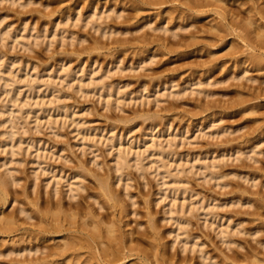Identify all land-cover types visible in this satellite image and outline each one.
<instances>
[{"label":"rangeland","instance_id":"374dc122","mask_svg":"<svg viewBox=\"0 0 264 264\" xmlns=\"http://www.w3.org/2000/svg\"><path fill=\"white\" fill-rule=\"evenodd\" d=\"M98 1L93 0L92 2L96 5L100 4L98 7H101V11L106 10L104 6L108 7V5L111 4L112 7L117 4V8H121V10L124 9L122 12L123 15L121 16L122 18L120 19H118V17H107V19L103 18V20L99 18L97 25L99 28V25L102 24L100 27L102 31L93 27L92 24H88V17H91V10L89 8L90 0H17L16 2L13 0H0V54H2L0 56V60L3 61L6 59L3 61L6 63V65H4L5 70H8L11 75L13 73V77L15 79H20L19 81H21V78L23 80L25 78L24 82H20L23 85L21 86V90L23 92L22 96L20 95V98L23 100H21L22 103L25 100L27 105L23 106L24 111L22 110L21 112H18V110H16L14 113V118L17 120L16 122L18 125L22 128L20 129L19 134L24 138L28 136L29 138H25L27 140H25L21 145L19 154H17V157L14 156L15 158H18V160L21 159V161L14 160L10 164L16 168L15 172L21 177V183L16 187L18 189V193L20 194V198H25V195L22 193V187L24 184L28 185L32 180L31 177H33V174L31 173H33L34 169H37V171L42 174L40 175L41 178L39 177L38 179V183L42 186L47 182V180H45L47 175H45L44 170L42 171L43 168L41 169L39 164L36 165L35 162L32 161V159L36 157L38 153H42L41 155L44 154L41 156L42 159H46L47 161H45L52 165H50L51 168L55 167L53 169L59 175L62 173L71 175L74 173V171L76 172L80 169L79 165L81 164H84V166L91 172H100L101 176H107L109 174L113 175L112 172L115 171L114 167L117 166L115 162V157L117 154L115 153H117L116 146H119L118 144H120V137L123 138L121 142L127 146L134 147V151L139 150L140 148V150L143 151V149H145V141L150 140L152 135H148V133L153 131L152 133L159 135L156 138L157 142L159 144L162 142L163 145L166 144V149L169 151L171 149V151L174 152V156H172L173 164L171 163L172 166H170V168L175 174L170 176L167 175L166 178L164 177L165 174L163 173L165 172L163 170L165 169L160 167V162L161 159H165L166 157L163 155L161 157L159 154L157 155V152L155 151L153 156L151 155L145 160V163H147V166L150 167V169L147 168V170H145L146 173H144L143 176L141 173H139L141 171L136 168V164H133L136 162L135 156L131 155V162L133 165L126 169V173H132L131 175L129 174L132 180L128 181L130 182V187H128L126 192L130 193V195L134 197V201L136 203L132 205V207L130 205H128V207L130 206V209L135 210L137 214L131 213L129 216H126V219L124 218V230L133 231L134 234L131 235V237H139L140 234H138V232L140 230H144L147 227L146 229L149 231H146L148 233L146 235L148 236H142L145 241L144 243L149 241L150 245L157 240L156 236H158L166 245L165 248L168 249L170 247L168 250L171 252L172 250L177 252V249L179 248L180 250L181 248L180 252L182 255L183 253L184 255H187V253L191 255L194 251L188 252L186 250L187 252H182V246L184 245L182 239H180L182 236L178 237V241L174 243V236L176 235V232H179V230H176L172 233L170 232L176 228L177 224H174L173 221L165 219L166 216H169V214L167 215L166 213V210L169 209V205H166V203H168L170 199L166 198V200H162L163 198H161L162 195L164 197L166 196V193H171V188L176 186V183L173 179L182 177L181 179L184 181L186 180L184 184L189 187L191 191H195L196 193L194 194L193 198L189 200V202L193 200L192 202L195 201L193 206H200L201 208L199 210L195 207L196 209L192 212V214L188 211L189 213L186 214V217L189 218L190 221L193 219V222L191 221L192 223H190L191 226L189 225L192 230L189 228V231H192L194 235H200L201 240L199 239V241L204 242V249L211 251L210 253L214 255L219 254L218 256H220L223 255V251L233 254V249H236V252L240 250L239 253L241 254L242 252L246 253L254 246L259 256L261 255V257L264 258V246L262 243H259L264 242V223L261 224V231L256 235L252 236L249 234L250 231L248 233L234 235L236 240L238 239L239 241L237 240V243L232 244V247H227L220 241V237L215 231L217 224L214 227L213 225H210L213 222L212 214L210 213L206 215V211L202 208V201H204V203L208 205L209 208L207 207V209L210 210V212L219 214L221 213L220 215L223 216L224 219L221 221H224V226L229 224L228 218L231 216L233 225H236V223L238 224L239 221H243V225L245 227H255L259 222L257 224L251 223V220L254 218V216L253 214L248 213L249 211L251 213L255 211L254 206L228 205L214 208V204L219 202L228 203L230 199H232V196H234L233 198L236 196L237 199L239 196L235 195L233 192L231 193L233 188L235 190L241 188L242 190L246 189L250 192H256L255 194L250 195L249 193L243 196H251V200L256 198V200L252 201V203H256L257 198H261L262 196L264 198V187H262L260 183L261 179H264L263 176H260V173L263 174L264 172V154H261V152L259 154H254L255 159L257 158V160L252 159L249 155L253 154L252 152H249L251 151L252 146H254L253 143L256 141V139L259 137H264L263 131L258 135H256L257 133L254 132L255 129H257L255 128L256 126L258 127V125L264 124L262 123L264 121V96L255 99L254 101L249 100V105H247L246 101V103H241V101H239L241 96L245 99L248 98V91H250V88L253 89V86H257L259 84V80L253 82L247 80L244 77H232L235 74H239L241 69L238 66L232 65V61L230 60H228L225 65H221V67L216 65L217 67H214L213 69L210 68L208 71H205L206 73L203 69L199 70L203 64H209V61L212 59L215 60V57L217 56L220 57V60L218 59L219 57H217L219 62L225 61V59L227 60L228 58L225 56V54L230 51L231 47L230 45H227L226 41L222 40H214V43L211 45H206V42L210 39L204 37V32L208 30L207 28L214 24L217 19H219V21L221 20L217 14L212 13L214 7H205L203 10L207 11V13L203 14L202 16L198 15L199 18H197V16L191 18L189 21L193 23L194 26H190L188 29H185V31L184 29L178 30L179 33L181 32L180 34L183 33L185 35H188L191 30H193V32L196 33L194 36L196 37L197 35L196 44L193 43L190 45L189 42L193 37H188L189 39L182 41L185 44L173 45L172 40L170 39L173 37L170 36V33H164L160 30L156 31L155 29H152V26L156 27L167 23H163L161 20L162 15L159 16L154 12L165 8L184 9L186 8L185 3L187 1L189 2V0H171L162 5L146 6V8L149 10L143 9L140 13L136 10L137 6L132 4V2H128L127 0ZM20 2L26 4L22 5ZM232 4L235 6L238 5L237 2L233 1ZM78 11H80V16L82 18L81 20H77L79 16L77 14ZM48 13H52L51 16H49ZM107 13L104 15L106 16ZM124 14L125 18L129 20L124 19ZM163 14L164 18L166 17L168 20L169 12L165 11ZM208 14H210V16ZM69 15L70 18L67 19L66 16ZM112 15L114 16V13H112L111 16ZM145 16H147L148 20H151L152 26L146 23L148 20ZM214 17H216V19H214ZM3 18L5 19L2 20ZM113 18H116V22ZM23 19L27 20V24H25L26 22ZM61 19L64 21L60 25V28H58L56 31L55 26L50 27V25H52L50 22L53 23L55 20L59 21ZM211 20L215 22H212ZM176 21L177 23L179 22L178 24L182 22L180 18ZM24 24L26 26L28 25L29 27H25ZM107 24L118 26L121 30H123V28H128L129 31L124 33L118 32L112 33L110 35H102V27L106 26ZM171 24L173 25V23H169V26ZM43 25H48L50 32L44 31L42 33L41 31L43 30ZM196 25L197 27H195ZM33 26L34 28L35 26L37 27L34 29ZM40 28L42 30H40ZM202 29L204 31H202ZM7 30H12V33L15 31L13 35L17 39L12 35H8L7 39L3 40L1 36ZM201 31L204 33V35L201 33ZM18 33L20 38L18 37ZM38 35L41 36L38 37ZM178 37L180 38L179 35ZM234 37L235 36L230 35L227 36L226 39L233 41ZM179 38L174 37L173 41H178ZM153 40H155L157 44L154 42L152 43ZM95 41H97V44L101 46V48H93L96 43ZM149 41L153 45H148ZM211 41L213 40L211 39ZM26 42L29 43V45H27ZM144 42L147 43L144 45ZM168 42L170 44L172 43L171 47L175 48L170 53L168 50L170 48H166L165 46L170 45L167 44ZM142 47H144V50ZM146 47L151 50L149 51L148 49H145ZM243 49L246 48L244 47ZM151 54L154 55V57L150 58ZM147 55L150 56L147 57ZM143 58H146L147 60L149 58L150 59L148 61H142ZM197 65L200 67H197ZM192 66L194 69L199 71H193L194 69ZM14 75H16V77ZM248 75H254L260 79L261 77L264 78V71L256 72L251 68V70L248 72ZM209 76L210 81H218L215 84H198L200 80H206ZM82 79L83 81H81ZM18 82L15 83V86L16 84L17 86L20 84ZM25 82H29L30 85L35 86L33 88L35 92L33 90L31 91L30 86H25ZM194 83L196 85H194ZM143 85H146V89ZM79 87L84 88L85 90L81 91L82 89ZM200 87L203 88V90H207V92L210 90L211 95L209 94L208 96L204 93H198V89ZM257 90L252 91L258 92ZM182 91L183 94L181 95ZM110 92L112 93V98L110 97L111 100L110 98L108 99ZM177 93L179 94L177 95ZM9 98L5 94H0L1 109L3 103L5 104V101L7 103ZM28 103L30 104L28 105ZM40 105L49 106L51 110L49 109L48 112L46 111L48 115L45 112V114L42 113L43 110L41 112V109L39 110L36 108ZM215 105H218V107L216 108ZM31 106L34 107L32 108ZM214 107L216 110H214ZM5 108L7 109V106H3V109ZM252 108L253 111L251 112ZM30 109H38L37 111H40L39 115L42 119L40 122L36 119V114L34 112L29 114L28 111ZM21 113L22 115H25V117L21 120L24 121L25 119L24 124H21L20 119H17V114L19 116ZM51 113L53 114L51 121L52 119L54 120L52 122H47V119L50 116L49 114ZM145 115L148 118L147 120L145 119ZM7 116L8 112H6L5 115L0 114V140L4 138L2 133L7 128V126L8 129H12V124H10L11 121H6ZM161 116L167 122L162 121L163 119H160L162 118ZM154 117L156 120H154ZM157 118H159L158 121ZM213 119L215 121L214 123H211ZM3 120L5 121L3 122ZM152 120L153 122L157 123H159L160 120L161 121L160 124H158L159 126L157 125L158 127H155L156 129L148 131L151 129L150 126L152 124ZM163 123H165L166 126ZM171 123L172 127H170ZM23 125L28 130L26 133L24 131L25 128H23ZM217 127L218 129L222 130L219 135L218 133L216 134V132H214ZM164 128L167 129V132H164L166 131ZM115 135H117L118 139H114L116 137ZM86 136L87 138L85 140ZM255 136H257V138ZM160 138L162 141H159ZM167 138H173L175 144L168 145L169 139ZM112 139L115 141V143L113 142L114 144L111 142ZM29 141H33L34 143L29 145ZM234 145H237L235 151ZM9 147L10 146H8V149ZM259 147L260 149L264 148V142ZM228 148L230 149L229 151L227 150ZM221 150L229 155L223 156V152ZM237 150H240L241 153L236 152ZM207 151H209V154ZM9 152L11 151L9 150ZM9 152L4 151V149L2 150L1 148L0 162L7 156L12 157ZM244 152H246L248 155ZM198 158L202 160L198 161ZM217 158H219V160ZM149 159H155L158 162H153V165L151 166L152 163H149L150 165H148V162H150ZM174 159L176 160L174 161ZM177 159L179 161H177ZM167 160L168 158H166V161ZM211 160H216L217 164H221L220 167L218 165L215 170H219V172L223 173H229L228 176H225L221 179L222 182H230L226 187L217 184V180L215 178H211L210 175H207L208 171L198 168L201 162L213 164L214 161L211 162ZM80 161L81 163H79ZM44 163L42 165H45ZM179 163H181V166ZM188 163L189 165H187ZM194 164L195 166H193ZM184 165H186V170L181 172V168H184ZM187 166H189L188 168L190 170L187 169ZM159 167L162 171L159 169ZM75 168L77 170H75ZM59 171L62 173H59ZM250 172H257L259 175V180L257 179V185H253V182L246 181L245 179L243 180V178H241L242 174ZM230 173L232 174L230 175ZM50 175L52 174L50 173ZM88 177H86L84 180V184L86 185L87 189L95 192V188L93 187L95 186L93 182L94 177L91 175H88ZM42 181L43 183H41ZM73 181H76V179H73ZM125 182L127 181L125 180L123 182H118L119 184L116 182L117 184H115V189L118 190L116 192L124 195V201L129 203L131 202V199L129 196L125 195ZM64 183H66V180H64ZM44 185L43 187L45 189ZM63 186L64 185L62 184V187ZM67 187L63 188L67 189ZM122 187H124V189ZM48 188V190H50L52 186ZM164 188L165 190H161ZM87 189L83 190L82 192L80 191V193L87 194ZM160 191H163V193H160ZM78 196L80 195L78 194ZM201 196H204V200H202ZM92 200L93 199L90 201ZM205 200L208 203H206ZM17 203L18 202L9 206L8 202L5 206L6 210H12L14 206L17 205ZM211 207H213L212 210ZM259 211L261 212V217L264 218V205L259 209ZM148 214L153 215V219L156 218L155 220L158 221L159 227L156 225L157 229L155 231L151 227V224L154 222V220L152 222L149 221L150 215ZM190 217L192 218L190 219ZM206 220L208 222H206ZM26 221L29 224L31 221H33V219H27L24 215H21L19 222L22 224V227L26 226ZM148 221L151 222V224H149ZM157 221H155V224H157ZM208 223L210 227H208ZM125 224L128 226L124 227L126 226ZM151 228L154 232L151 231ZM21 234L22 232L19 231L6 233L4 236L6 235V238L13 236L19 237ZM261 238L263 239L262 241ZM57 241L60 242L61 239H57ZM238 242L240 245H242V247L240 246L241 248H238ZM149 245L147 242V244L141 246L148 248ZM246 247L249 249L247 250ZM255 249L253 248L252 250ZM197 252L198 251H196L194 253L195 255L193 254L192 256L197 257L199 255ZM194 257L192 262L200 259L199 257L198 259ZM137 259L138 258L131 260L128 264H135V262L139 260ZM248 259L250 260L252 257H249ZM249 260H243L244 262L240 261L237 264H248L251 262V260ZM137 263H141V260L136 262V264Z\"/></svg>","mask_w":264,"mask_h":264},{"label":"bare ground","instance_id":"6f19581e","mask_svg":"<svg viewBox=\"0 0 264 264\" xmlns=\"http://www.w3.org/2000/svg\"><path fill=\"white\" fill-rule=\"evenodd\" d=\"M13 1L16 2L17 0H13ZM92 1L90 0V3H89V8L91 10V14H90L91 17L90 18L88 17V19H89L88 24H92L93 27L98 28L97 21L99 18L102 20H103V18L107 19V17L108 18H110V17H116L117 18L118 17V19L122 18L121 16L123 15L122 12L124 11V9L121 10V8H117L116 7L117 4L114 7H112V4L108 5V7H105L103 5L106 10L101 11V7L100 8L98 7V5H100V4L96 5ZM121 1H126V0H121ZM127 1L132 2V4H135L137 6L136 10L140 13L141 10L148 9V8H146V6L162 5V4L169 2L171 0H127ZM232 1L237 2L238 5L237 6L233 5ZM20 3H22V5L26 4L23 2H20ZM98 3H99V1H98ZM185 5H186V8H184V9L182 7H181L182 9H178V8L177 9L176 8L166 9L165 8V9L159 10L157 12H154L159 16L162 15L161 20L163 21V23L167 22L166 24L153 27L151 25V23H152L151 20L147 19L148 15L145 16L146 19L148 20V21H146V23L150 24L152 26V29H155L156 31L160 30L164 33H170V36H172L173 38L174 37L179 38L178 37V35H179L180 38L178 39V41L177 40L173 41V38H170L172 40L173 45H175V44L183 45L185 43L182 41H184L185 39H189L190 37H193V38H192V40H190L189 44L190 45L193 43L196 44L197 35H196V37L194 36L196 33L193 32V30H191V32L189 34L187 33L189 36L185 35L183 33H182L183 35L180 34L181 32L179 33L178 30L184 29V31H185V29H188L190 26L191 27L194 26V24L191 23L189 20L191 18H194L195 16H197V18H199L198 15L202 16L203 14L207 13V11L203 10V9H205V7L213 6L214 9L212 10V13L217 14L221 20L219 21V19H217L216 22L211 20L212 22H215V23L214 24L211 23L212 25L210 24L211 26L209 28H207L208 30L205 29L206 30L204 32L205 35H204V33H202V31H204L203 29H202L201 33L204 35V37H206L207 39H210L209 41L206 42L207 46L214 43V40L226 41L227 45L231 46L230 51L227 52V54H225V56L228 59L227 60L225 59V61L219 62L220 57L217 56V57H219L218 58L219 60L217 59V57H215V60L214 59L210 60L209 64L208 63L203 64L202 65L203 67L202 66L200 67L197 65V67H200L199 70L203 69L205 72V71H208L210 68L213 69L214 67H217V66L221 67V65H225L226 62L228 60H230V61H232V65L238 66L241 69L239 74H235L232 77H234V78L244 77L247 80L253 81V82H256L259 80V84L257 86H253L254 88L253 89L250 88V91H248V95H247L248 98L245 99L241 96V99L239 101H241V103L247 102V105H249L248 104L249 100L254 101L255 99H258V98H261L262 96H264V78L261 77L260 79H258L259 77H256L254 75H248V72L251 70V68L256 72H263L264 71V0H247V1L245 0V2H244V0H189V2L187 1L185 3ZM51 10H50V12H51ZM52 11H54V10H52ZM165 11L169 12L168 20L166 19V17L164 18V16H163L164 15L163 13ZM101 12H103V13H101ZM49 13H48V15L51 16L52 13L51 14H49ZM105 13H107L106 16L104 15ZM112 13H114V16L113 15L111 16ZM77 14L79 15L77 20H81L82 18L80 16V11H78ZM208 15L210 16V14H208ZM66 17H67V19H69L70 15L66 16ZM123 17H124V19H127V18H125V14ZM130 17H128V18H130ZM216 17H214V19H216ZM116 18H113V19H115V22H116ZM179 18L182 20V22L180 24H178L179 22L177 23V21H176ZM4 19L5 18H3L2 20H4ZM63 19H61L59 21L55 20L53 23L50 22V24H52V25H50V27L55 26V31H56L58 28H60V25L65 20V19L64 20ZM86 19H87V17H86ZM127 20H129V19H127ZM127 20H124V21H127ZM24 21L26 22L27 20H24ZM47 21H49V20H47ZM184 21H186V22H184ZM169 23H173V25L171 24L169 26ZM25 24H27V22ZM25 24H24V26L27 27L28 25L26 26ZM43 24H45V23H43ZM48 25H43V27H42L43 30L40 28V30H42L41 31L42 33L44 31L45 32L49 31ZM101 25H99V26L101 27ZM36 27L37 26H35V28ZM100 27L98 28V30H101ZM195 27H197V25ZM33 28H34V26H33ZM102 29H103V33L101 32L102 35L103 34L104 35H106V34L110 35L112 33H118V32L124 33V32L129 31L128 28H126V29L123 28V30H121V29H119L118 26H115V25L113 26L112 24H107L106 26L102 27ZM13 32L15 33V31H13ZM197 32H199V31H197ZM1 33H2V31H1ZM14 33H12V30L11 31L7 30L6 32L3 33L1 38H3V40H5V39H7L8 35L14 36L13 35ZM230 35L235 36L233 41H231V40L229 41L226 39V37L230 36ZM39 36H41V35H38V37ZM18 37H19V33H18ZM211 39L213 41H211ZM95 42H94L95 46L93 48H95V49L101 48V46H99L97 44V41H95ZM153 42L155 44H157L155 40H153L152 43ZM145 43H147V42H144V45H145ZM152 43H150V41H149L148 45H153ZM172 43L170 44L168 42L167 44H170V45H165L166 48H170V49H168L169 53L171 51H173V49H175V48L171 47ZM27 45H29V43H27ZM30 45H31V43H30ZM148 45H147V47H148ZM147 47L145 49H148ZM244 47L246 49H243ZM143 48L144 47H142V49ZM166 48H165V50H166ZM153 54H154V52H153ZM1 55L2 54H0V56ZM148 56H150V55H147V57ZM152 57H154V55L151 54L150 58H152ZM5 60H3V61H5ZM148 60L146 58L145 59L143 58L142 61H148ZM3 61H1V63H0V94H5L8 98L10 96V98L8 99L7 103L4 100L5 104L3 103V106H5V107L7 106V109L6 108H5L6 110L3 109V106H2V109L0 108V114L5 115V113L8 112V116L6 117V121H8V120L11 121L10 124H12L11 125L12 129H8V126H7V128L5 127L6 129L2 133L4 138L2 140H0V150H1V148H2V150L4 149V151H7V152H9V150H10L11 152H9V153L12 155V157L7 156L3 160L1 158L2 161L0 162V264H128L131 260H133L135 258H138L139 260H141V263H137V264H237L240 261L249 260L248 259L249 257H252V259H250L251 264L264 263V258L261 257V255L259 256V254L256 251L254 246H253V248L255 250H252L253 248L251 247L252 251L248 247H246L247 250L249 249V251H247L246 253L242 252V254H241V253H239L240 252L239 249H237V250H239L237 252L235 251L236 249L235 250L233 249V251H234L233 254L232 253L230 254L229 252L226 253V251H223L226 254L223 253V255H220V256H218L219 254L214 255V254L210 253L211 251L204 249L205 247L203 248L204 242L199 241L200 235H194L192 233V231H189V228L191 226L190 223L193 222L192 221L193 219L191 220L192 221L191 222L189 220V218L186 217L187 213L191 212V214H192V212L196 208L199 210L201 208H200V206H198L199 208L196 206H195L196 207L195 208L193 206L195 201L192 202L193 201L192 200L191 202H189V200L192 199L194 194H196V193H195V191L194 192L191 191L190 188L184 184V182L186 180L184 181L183 179H181L182 177H180L178 179H176V178L173 179L174 182L176 183V186H173V188H171V190H170L171 193H166V196L163 197V195H162L161 198H163L162 200H166V198L170 199L168 201V203H166V205H169L168 206L169 209L166 210V213H167V215L169 214V216H166L165 219H167L169 221H173L174 224L175 223L177 224V226H176L177 229L175 228V229L171 230L170 232L172 233L176 230L177 231L179 230V232H176V235L174 236V243H176V241H178V237L182 236L180 238V239H182V241L184 243V245L182 246V252H185L186 250L188 252L194 251L191 255L188 253H187V255H184V253L182 255V253L180 252L181 248H180V250L178 248L177 249L178 251L176 250L177 252H175L173 250L171 252L170 250H168L170 247L168 249L165 248L166 245L164 244L163 241H161V238L158 236H156L157 240L156 241L154 240L155 242L151 243L150 245H149L150 242L147 241L148 245H149L148 248L145 247L147 245L141 246V245L147 244V242L144 243L145 241L142 237L143 235L148 234L147 232L149 230L147 231V229H146L147 227L145 228L146 230L144 229L142 231L141 230L139 231V229H138L139 232L136 231V232H138V234H140L139 237L137 235H136L137 237H134V236L131 237V235L134 234L133 231L124 230V228H123V224L125 223L124 218L126 219V216H129V214H131V213L137 214V212L135 210L130 209L132 207V205H134L136 202L134 201V197L132 195H130V193L126 192L128 190V187H130V185H129L130 182H128V181L132 180L131 177L129 176V174L131 175L132 173H129V174L126 173V169L128 167H130L131 165L136 164V166H137L136 168H138V170L141 171L139 173H141V175L144 176V173H146L145 170H147V168L150 169V167L147 166V163H145L146 162L145 160L148 157H150L151 155L153 156L154 152L156 151L157 155L159 154V156L161 155V157L163 155L164 157L168 158L167 161L165 158V159H161V162H160V164H161L160 167L165 169V170H163L165 172V173H163V174H165L164 177L166 178L167 175L170 176V175L175 174L174 172H172L173 170H171V168H170V166H172L171 163L173 160L172 156H174L173 155L174 152H172L171 149H170V151L168 149H166L167 148V147H165L166 144L163 145L162 142H160V144H159L157 142V139H156L157 136H159V135L152 133L153 132L152 130L156 129L155 127L158 124H160L161 120L159 121V123L153 122V120H152V124L150 122L151 126L150 125L149 126L151 129H149L148 131L151 130L152 132L151 133L147 132V133H148V135H150V134H152V135H151L150 140L145 141V143H144L145 149H143V151L140 150L141 148L139 150L134 151L133 150L134 147H130V146H127L124 143H122L121 140L123 138L120 137L121 138L120 142L118 140V142L120 144H118L119 146H116L117 149L115 148L117 150V153H115V154H117L115 157V160H116L115 162H116L117 166L115 165L116 167H114L115 171H113L114 173L112 172L113 175L109 174V175L105 176L103 174L104 176H101L100 172L99 173L91 172L90 170H88V168H86L84 166V164L79 165L80 166L79 170H77L75 168V170H77V171L76 172L74 171V173L71 175L63 174L61 171H59V173H62V174L59 175L53 169L55 167L51 168L52 165L48 164L46 162L47 161L46 159H44V158H43L44 160L42 159L41 156H43L44 154L41 155L42 153H38L37 156L32 159V161L35 162L36 165L39 164L41 166V169L43 168L42 171L44 170L45 175H47L46 179H45V180H47V182L45 185L43 184L45 186V189H47V190L44 189L43 185L41 186L38 183V179H39L40 175H42V174H40L37 171V169L36 170L34 169V171L32 170L33 173H31V174H33L32 175L33 177H31V175H30L32 180L30 179L31 181L29 182V184L28 185L24 184L22 187L23 188L22 193H23V195H25L24 196L25 198L21 199L20 194L18 193V189L16 188L21 183V177L18 176L17 173L15 172L16 168L11 166L10 164L14 160L15 161L16 160L21 161V159L18 160V158H15V157H17V154H19L21 145L24 143L25 140H27L25 138H29V136L24 138L23 136H21L19 134L20 129H22V128L18 125V123L16 122L17 120H15V118H14L15 111L18 110V112L19 111L21 112L24 108L23 106L27 105L25 100L22 103L23 100L20 98L22 96V92H23L21 90V86H23V85L20 82L21 81L24 82L25 78H24V80L21 78V81H19L20 79L19 80L15 79L13 77V73L11 75V73H9L8 70H5L4 65H6V63ZM192 68L194 69L193 66H192ZM229 68H227V69H229ZM195 70H197V69H194L193 71H195ZM199 70H197V71H199ZM10 72H13V71H10ZM14 76L16 77V75H14ZM210 76L207 77L206 80L203 78L204 80H202V81L200 80V82L198 84H200V85L204 84V83H205V85L206 84L207 85L208 84H215L218 81V80L217 81L214 80V82L210 81V79H209ZM26 81H27V78H26ZM81 81H83V79ZM16 82L20 83L21 85L19 84L17 86V84H16V86H15ZM190 83H191V81H190ZM81 84H82V82H81ZM24 85L30 86L31 91L35 87V86L30 85L29 82H25ZM194 85H196V84L194 83ZM101 86H102V84H101ZM143 86H145V89H146V85H143ZM158 87H159V85H158ZM79 88L82 89L81 91L85 90L84 88H81V87H79ZM200 88L198 89V93H204L205 95H208V96H209V94L211 95L210 90H208L209 92H207V90H205V89L203 90V88H201V89ZM251 89L252 90L259 89V90H257L258 92H256V91H252ZM31 91H29V92H31ZM109 91H111V90H109ZM84 92H86V91H84ZM241 92H243V91H241ZM179 93H177V95ZM182 94H183V91H182L181 95ZM184 94H185V92H184ZM241 95H242V93H241ZM110 97L112 98L111 92H110V95L108 96V99ZM111 98H110V100H111ZM29 104L30 103H28V105ZM14 106H17V107H14ZM215 106H216V108L218 107V105H215ZM13 107L16 109H14ZM212 107H210V108H212ZM246 107H245V109H246ZM36 108H38L39 110L41 109L40 110L41 112L43 110L42 113H44V112L46 113V111L48 112V110L50 109L49 106H47V105H42V106L40 105L39 107H36ZM216 108L214 110H216ZM255 108H256V106H255ZM255 108H254V110H255ZM28 109H29V106H28ZM38 109H32L33 111L30 109L29 111L28 110L27 111L29 112V114H31V112H34L36 114V119L40 122V120H42V119L39 115L40 111H37ZM229 109H231V108H229ZM211 111H212V109H211ZM252 111H253V108H252L251 112ZM22 113L19 114V116L17 114V117H18L17 119H20V121L22 120V118L25 117V115H22ZM51 114H49L50 116L47 119V122L48 121L52 122L54 120V119H52V121H51V117L53 118V114H52V116H51ZM149 114H147V115H149ZM43 118H44V115H43ZM145 119L146 120L148 119L147 116L145 117ZM160 119H163V117ZM149 120H151V119H149ZM154 120H156L155 117H154ZM158 120H159V118H157V121ZM263 120H264V115H263ZM4 121L5 120H3V122ZM24 121H25V119H24ZM24 121H21V124H24ZM162 121H166V120L163 119ZM214 121L215 120L213 119L211 123H214ZM18 122H19V120H18ZM262 123H264V121ZM25 124H26V122H25ZM163 124L165 125V123H163ZM170 125H171L170 127H172V123ZM170 127H169V130H170ZM9 128H10V126H9ZM23 128H25L24 131L26 133L28 131L27 128L25 126ZM255 128H257L254 131L255 133H257L256 135H258L262 131L264 132V124L258 125V127L256 126ZM164 130H166V131H164ZM164 130H163L164 132H167L166 128H164ZM221 131L222 130L218 129V127H217V129L214 132H216V134L218 133V135H219V133H221ZM224 131H226V130H224ZM115 136L116 137L114 139H118L117 135H115ZM255 137L257 138V136H255ZM9 138H10V140H9ZM86 138H87V136L85 137V140H86ZM30 139H31V137H30ZM158 139H159V137H158ZM167 139H169V138H167ZM89 141H90V139H89ZM159 141H162L161 138ZM168 141H169L168 145H174L175 144L173 138L169 139ZM111 142L115 143V141H113V139ZM263 142H264V137H259L253 143L254 146H252L251 151L249 150L250 151L249 153H251V152L253 153V154H249L252 159H255L254 154H257V153L259 154L260 152H261V154H264V148L260 149V147H259L260 145L263 144ZM32 143H34V142L29 141L28 144L32 145ZM34 145H33V147H34ZM8 146H10L9 149H8ZM236 147H237V145L234 147V151L236 150ZM250 148H251V146H250ZM39 149H41V148H39ZM239 149H240V147H239ZM227 150L229 151L230 149L228 148ZM207 152L209 154V151H207ZM236 152L239 153L240 150H237ZM236 152H234V153H236ZM147 153H148V155H147ZM244 153H246V152H244ZM219 154H220V152H219ZM131 155H134L136 158V162H134L135 161V159H134L133 164L131 162L132 161ZM218 155H217V157H218ZM228 155L229 154L223 152V156H228ZM9 157H11V158H9ZM205 157H206V155H205ZM219 158H217V159L219 160ZM221 158H223V157H221ZM178 159H177V161H179ZM185 159H184V161H185ZM203 159H205V158H203ZM159 160H160V158H159ZM175 160L176 159H174V161ZM199 160H202V159L198 158V161ZM255 160H257V158ZM212 161H214V160H211V162ZM36 162H38V163H36ZM153 162L156 163L158 161L155 159L150 160V162H148V165H150L149 163H152L151 164V166H152ZM43 163L45 165H42ZM46 163H47V165H46ZM79 163H81V161ZM184 163H186V162H184ZM180 164L181 163H179V165ZM187 165H189V163ZM218 165L220 167L221 164H217L216 160L214 161L213 164H210L207 162H201L198 168L204 169L205 171H208L207 175H210L211 178H215L217 180L216 181L217 184L226 187L227 185H229L230 182H228V181L222 182L221 179L224 178L225 176H228L229 173L228 172L223 173V172H219V170H215ZM180 166H178V167H180ZM193 166H195V164ZM160 167H159V169H160ZM188 167L189 166H187V169H189ZM156 169H157V167H156ZM185 170H186V165H184V168H181V172H183ZM107 172H109V171H107ZM50 173L52 175H50ZM231 174L232 173H230V175ZM88 175L89 176L91 175L94 177V178L93 177L92 178L94 179L93 182H94L95 186H93V187L95 188V192H92L89 189H87L86 185L84 184V182H85L84 180L86 179V177H88ZM234 175H236V174H234ZM236 176L239 177L238 175H236ZM258 176L259 175L257 174V172L256 173L250 172V173L242 174L241 178H243V180L245 179L246 181L253 182V185H257V179L259 178ZM260 176L264 177V172H263V174L260 173ZM73 179H76V181H73ZM64 180H66V183H64ZM122 180L127 181V182H125L126 187L124 186L126 188V190H125L126 194L124 192L123 193L125 195L129 196V198L131 199V202H129V203H126L127 201H124L125 196L116 192L118 190L115 189L116 188L115 184H117L118 182H123ZM187 182H189V181H187ZM41 183H43V181ZM44 183H45V181H44ZM260 183H261L262 187H264V179H261ZM62 184L64 185L63 187H65V188L68 186L67 189H64L62 187ZM258 184H259V182H258ZM51 186H52V188L50 190H48L49 189L48 187H51ZM124 187H122V188L124 189ZM85 189H87V194L80 193V191L82 192ZM161 190H165V188L161 189ZM167 192H168V190H167ZM232 192L235 193V195H237L239 197H237V199H236V196H235V198H233L234 196H232V199H230V201L228 203H226V202L225 203L219 202L217 204L215 203L214 208H218L220 206H222V207L228 206V205H233V206H235V205L236 206L248 205L250 207L254 206L255 211L254 212L252 211L253 213H251L249 211L248 213L253 214V216H254V218L251 220V223H255V224H257L258 222L259 223L255 227L251 226L248 228L243 225V221H239L238 224L236 223V225H233V223L231 221V216H230L228 218L229 224L227 226H224V221L223 222L221 221V220H224L223 216L220 215L221 213L219 214V213H215V212L214 213L210 212V210L207 209L208 205H206L204 203V201H202L203 202L202 208L206 211L205 214L206 215H208L210 213L212 214L213 222L210 225L211 226L213 225V227H214L217 224L216 228H215L216 230L215 229L214 230L216 231L217 235L220 237V241L224 245H226L227 247H230L232 244L237 243L238 239L236 240V237L234 235L240 234V233L241 234L242 233H248L249 231H250L249 234H251L252 236L256 235L261 231V228H262L261 224L264 223V218L261 217V212L259 211V209L264 205V198L262 195H260V196H262L261 198H257L256 203H254V202L252 203V201H255L256 198H253L251 200L250 199L251 196L250 197H246V196L243 197V196L245 194H249V193H250V195L255 194L256 192H254V191L250 192L249 190H246V189L242 190L241 188L237 189V190H235L233 188V190H231V193ZM160 193H163V191H160ZM78 194L80 196H78ZM200 194H202V193H200ZM32 196H34V197H32ZM77 196H78V198H77ZM203 197H202V200H204ZM89 199L90 200L93 199V200L90 201ZM8 202H9V204H8L9 206H11L12 204L14 205L16 202H18V203H17V205L14 206V208L12 210L7 211L5 206ZM206 203H208V202L206 201ZM128 205H130L131 207L130 206L128 207ZM212 209H213V207H211V210ZM21 215H24L27 219H33V221H31L29 224L26 221V223H25L26 226L22 227V224L19 222ZM148 215H150V214H148ZM148 215H146V216H148ZM152 216L153 215H150V217H149L150 219L149 218L148 219L151 222L154 220V222L152 224H151V222H149V221L148 222H149V224H151V227L155 231L157 229V226H158V221L155 220L156 218L153 219ZM191 218L192 217H190V219ZM155 221H157L156 222L157 224H155ZM206 222H208V221L206 220ZM127 223H128V220H127ZM204 223H205V221H204ZM128 225H129V223H128ZM128 225H126L124 227H127ZM137 225H138V223H137ZM235 226H237V227H235ZM208 227H210L209 223H208ZM229 227L230 228L232 227V228L230 229ZM263 227H264V225H263ZM153 229L151 231H153ZM19 231L22 232L21 236H19V237L13 236L10 238H6L7 236L6 235H5L6 237L4 236V234H6V233L19 232ZM146 236H148V235H146ZM153 237H155V236H153ZM57 239H61V241L58 242ZM263 239L261 238V241ZM135 241L137 244L135 243ZM258 241H260V240H258ZM140 243H142V244H140ZM259 243L260 244L262 243V245L264 246V242H259ZM238 245H239L238 248L242 247V245H240L239 242H238ZM171 249H172V247H171ZM228 249H230V248H228ZM196 251H198L197 253H199V255L197 257L192 256ZM228 254H230V255H228ZM193 257L196 259H198V257H199L200 259L192 262ZM138 261H136V262H138ZM205 261H206V263H205ZM136 262H135V264H136ZM250 263H248V264H250ZM245 264H247V263H245Z\"/></svg>","mask_w":264,"mask_h":264}]
</instances>
